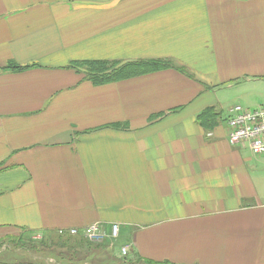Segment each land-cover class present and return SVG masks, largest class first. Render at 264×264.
Returning a JSON list of instances; mask_svg holds the SVG:
<instances>
[{"label": "crops", "instance_id": "0c3cea01", "mask_svg": "<svg viewBox=\"0 0 264 264\" xmlns=\"http://www.w3.org/2000/svg\"><path fill=\"white\" fill-rule=\"evenodd\" d=\"M142 60L172 67L73 65ZM233 105L264 106V0H0V239L117 225L119 264H264V156L228 143Z\"/></svg>", "mask_w": 264, "mask_h": 264}, {"label": "rangeland", "instance_id": "374dc122", "mask_svg": "<svg viewBox=\"0 0 264 264\" xmlns=\"http://www.w3.org/2000/svg\"><path fill=\"white\" fill-rule=\"evenodd\" d=\"M86 72L87 70L82 69V73ZM58 236L63 235L58 232ZM41 238V235L23 232L4 236L0 239V263L15 264L32 261L37 264H119L117 260H113L112 255L116 254L122 258L119 254L120 247L110 238L89 239L83 236L71 238L75 241L82 240L84 244L81 248L72 243L69 247H61L60 244H55L56 239L52 245L47 241L41 243Z\"/></svg>", "mask_w": 264, "mask_h": 264}, {"label": "built area", "instance_id": "2783aa9c", "mask_svg": "<svg viewBox=\"0 0 264 264\" xmlns=\"http://www.w3.org/2000/svg\"><path fill=\"white\" fill-rule=\"evenodd\" d=\"M226 123L228 128V143L230 145L246 144L254 156H264V106L256 109H244L240 105H233L227 109ZM63 236H78L79 234L89 239L104 238L100 225L93 224L82 231L75 229L67 232L59 231ZM119 228L112 225L110 239H117ZM128 254L127 248H122L120 256L125 258Z\"/></svg>", "mask_w": 264, "mask_h": 264}, {"label": "trees", "instance_id": "16d2710c", "mask_svg": "<svg viewBox=\"0 0 264 264\" xmlns=\"http://www.w3.org/2000/svg\"><path fill=\"white\" fill-rule=\"evenodd\" d=\"M76 68H80L81 70H87L84 74L86 78L91 80L95 84H105L109 82H114L118 80L128 79L134 76H138L141 74L158 71L161 69H166L172 67V65L167 61L162 60H142V61H133V62H103V61H94V62H86L81 64H73ZM34 67V65L29 66H18V65H7L5 69L12 72L24 71L29 68ZM86 67V68H84ZM212 117V111L206 110L202 115L199 116L198 121L203 124H207L210 121L209 118ZM54 239H56L55 244L62 246H68L72 243V245H78L77 247H82L84 244L82 240L75 241L71 239V237L65 236H42L41 243L49 242V244H53ZM74 240V241H73ZM2 247V245H1ZM30 262V261H29ZM37 264V263H36Z\"/></svg>", "mask_w": 264, "mask_h": 264}]
</instances>
